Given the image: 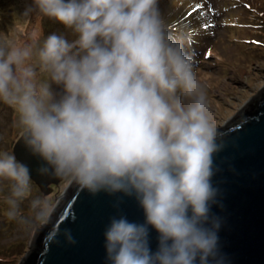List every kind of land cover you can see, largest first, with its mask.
<instances>
[{
  "label": "clouds",
  "instance_id": "1",
  "mask_svg": "<svg viewBox=\"0 0 264 264\" xmlns=\"http://www.w3.org/2000/svg\"><path fill=\"white\" fill-rule=\"evenodd\" d=\"M22 15L74 37L45 36L38 25L0 34V103L13 109L37 174L93 196L122 194L142 212L140 222L109 218L105 264H221L211 206L224 133L186 51L190 38L170 31L159 0H31ZM0 181L8 220L50 222L55 205L32 196L31 169L14 154H0Z\"/></svg>",
  "mask_w": 264,
  "mask_h": 264
},
{
  "label": "water",
  "instance_id": "2",
  "mask_svg": "<svg viewBox=\"0 0 264 264\" xmlns=\"http://www.w3.org/2000/svg\"><path fill=\"white\" fill-rule=\"evenodd\" d=\"M218 127L224 135L217 141L221 150L213 156L212 184L218 192L211 214L220 221L221 264H264V85ZM11 147L30 167L32 180L44 194L59 183L37 174L38 162L25 150L20 134ZM121 196L105 192L93 196L66 183L50 222L35 228L18 264H105L103 231L109 218L122 213L129 220H143L134 199L118 201ZM65 230L76 243L67 242ZM155 237L153 232V248Z\"/></svg>",
  "mask_w": 264,
  "mask_h": 264
},
{
  "label": "rangeland",
  "instance_id": "3",
  "mask_svg": "<svg viewBox=\"0 0 264 264\" xmlns=\"http://www.w3.org/2000/svg\"><path fill=\"white\" fill-rule=\"evenodd\" d=\"M29 4L31 0H0V34L28 29L29 20L22 13ZM159 7L170 25L194 28L190 43L194 38L198 43L189 54L205 85L213 119L222 126L264 85V0H159ZM37 21L45 36L55 32L74 38L57 22ZM14 121L13 109L0 103V154H12L11 143L19 136ZM65 184H51V191L42 194L32 183V196L48 197L54 204ZM7 192L8 182L0 181V257L7 264H18L36 226L7 219L3 200ZM22 208L27 215V202Z\"/></svg>",
  "mask_w": 264,
  "mask_h": 264
},
{
  "label": "trees",
  "instance_id": "4",
  "mask_svg": "<svg viewBox=\"0 0 264 264\" xmlns=\"http://www.w3.org/2000/svg\"><path fill=\"white\" fill-rule=\"evenodd\" d=\"M167 23H168V21H167ZM168 27H169V29H170V31L171 32H173V33H177V32H184L189 38H192V36H193V34H194V28H188V27H190V26H185V25H183V24H181V25H175V24H169L168 23ZM195 43H198L197 42V40L194 38V40L193 41H191V45H190V47L188 46H186V51L187 52H192L193 50H195ZM197 45V44H196ZM13 154V153H12ZM61 181V180H60ZM59 181V182H60ZM32 183L34 184V185H36L35 184V182L32 180ZM58 185V184H57ZM37 186V185H36ZM38 187V186H37ZM39 189V188H38ZM40 190V189H39ZM40 192L42 193V194H44L41 190H40ZM0 258H2V257H0ZM2 263L1 264H7L6 262L8 261L5 257H3L2 258Z\"/></svg>",
  "mask_w": 264,
  "mask_h": 264
},
{
  "label": "bare ground",
  "instance_id": "5",
  "mask_svg": "<svg viewBox=\"0 0 264 264\" xmlns=\"http://www.w3.org/2000/svg\"><path fill=\"white\" fill-rule=\"evenodd\" d=\"M28 18V17H27ZM28 29L33 27V26H39L38 21H37V17L33 16L31 18H28ZM25 28L27 27V24H24Z\"/></svg>",
  "mask_w": 264,
  "mask_h": 264
}]
</instances>
